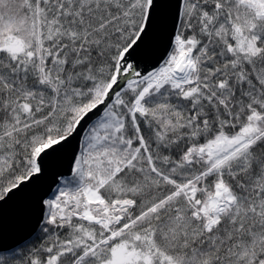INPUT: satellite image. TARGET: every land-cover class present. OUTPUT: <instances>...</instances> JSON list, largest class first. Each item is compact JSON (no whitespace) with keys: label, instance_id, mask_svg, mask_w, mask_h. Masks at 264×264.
<instances>
[{"label":"snow or ice","instance_id":"snow-or-ice-1","mask_svg":"<svg viewBox=\"0 0 264 264\" xmlns=\"http://www.w3.org/2000/svg\"><path fill=\"white\" fill-rule=\"evenodd\" d=\"M0 264H264V0H0Z\"/></svg>","mask_w":264,"mask_h":264}]
</instances>
